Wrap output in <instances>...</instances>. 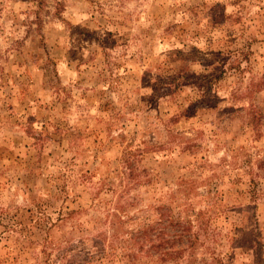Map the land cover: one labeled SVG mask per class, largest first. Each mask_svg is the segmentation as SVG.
<instances>
[{
	"label": "rangeland",
	"instance_id": "rangeland-1",
	"mask_svg": "<svg viewBox=\"0 0 264 264\" xmlns=\"http://www.w3.org/2000/svg\"><path fill=\"white\" fill-rule=\"evenodd\" d=\"M0 264H264V0H0Z\"/></svg>",
	"mask_w": 264,
	"mask_h": 264
},
{
	"label": "trees",
	"instance_id": "trees-1",
	"mask_svg": "<svg viewBox=\"0 0 264 264\" xmlns=\"http://www.w3.org/2000/svg\"><path fill=\"white\" fill-rule=\"evenodd\" d=\"M189 185H192V184H189ZM160 215L163 218L165 213L161 212ZM170 217H171V221L174 222L178 227H180L181 228L180 230H182L183 233L186 234V232H189V234H191V232L194 230V227H195L194 226V220H192L191 218L189 220H187L185 218H182V219L180 218V220H177V219L174 218L175 216L173 215V213H171ZM183 220H185V223L183 222ZM118 222H120L121 227L124 230V228H125V220H121L120 219ZM149 228H150V226H146L145 228L140 229L138 232H136V235L133 236V237H132V233H130L131 234L130 235L128 231H125V230L122 231L124 234H126V235L128 234V236L130 235V239L134 242V245H135V249H134L135 256H138L139 254H143V252H145V251L149 252V253L153 252L151 249L155 245L152 243L153 242L152 239H150L151 242L148 240L149 239V237H148L149 236V232H148ZM185 234H180L179 233L178 240L180 239V240L183 241L184 238L186 239V235ZM114 235H117V233H115ZM194 237L198 238L199 235L195 236V234H194ZM122 238H124V237H122ZM162 238L164 240V245L163 246L162 245H158V246L163 249V253H161L159 255L157 254L155 256H157L160 259L161 262H165V261L169 260V258L171 259V262H173L174 259L177 258L176 256H178L177 253L179 252L177 249H175V243L177 241L176 240L177 238L176 237H172V238L168 239V238H165L164 236H162ZM196 238H194V239H196ZM194 239H187V241L190 242L189 245L187 246V249L192 247ZM112 244L113 243H111V245ZM104 246H105V243L103 244L102 248ZM147 248H149V249L145 250ZM169 249H171L172 252Z\"/></svg>",
	"mask_w": 264,
	"mask_h": 264
}]
</instances>
